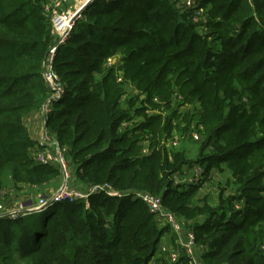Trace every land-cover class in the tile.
I'll return each instance as SVG.
<instances>
[{"label":"trees","instance_id":"obj_1","mask_svg":"<svg viewBox=\"0 0 264 264\" xmlns=\"http://www.w3.org/2000/svg\"><path fill=\"white\" fill-rule=\"evenodd\" d=\"M49 1L0 0V199L10 186L61 177L34 159L40 145L25 125L50 94ZM198 1L204 33L178 0H94L82 11L57 50L65 93L46 124L76 183H108L123 196L100 191L44 216L1 219L0 264H150L168 229L136 191L161 195L195 231L204 264H264V0ZM197 117L204 139L191 158L173 141L191 135ZM197 167L199 181L228 170L219 197L200 195L202 181L175 179ZM179 263L192 264L185 253Z\"/></svg>","mask_w":264,"mask_h":264},{"label":"built area","instance_id":"obj_2","mask_svg":"<svg viewBox=\"0 0 264 264\" xmlns=\"http://www.w3.org/2000/svg\"><path fill=\"white\" fill-rule=\"evenodd\" d=\"M68 0H50L46 4V10L50 15L51 22L55 28V41L46 56L44 62V71L47 79L48 87L50 88V94L47 100L43 103L41 108V115L45 124L44 132L40 138V148L33 153L34 159L41 164H56L61 172L62 183L57 191L53 195L43 196L35 202L31 201L27 205H22L18 209H5V206L1 203L0 199V220L1 219H16L34 212H42L47 208L53 206L56 203L64 202V200H78L81 198H87L92 194H99L100 191H105L107 194L117 197L123 196L120 191L114 190L110 184L89 185L85 189H78L77 177L75 176L69 159H67L63 147L60 142L53 136L52 131L49 130L47 123L48 113L52 109L54 101H58L65 93V88L60 80V76L54 69V62L57 56V50L60 45L64 44L68 38L72 35L71 32L78 19L83 18L82 11L75 13H69L67 10L62 9V5L67 3ZM177 6L181 10H189L192 14V21L198 25L200 29L204 31L207 29V8L200 5L198 0H178ZM112 59H109V63ZM123 77L120 75L118 81H122ZM124 122L123 125H127ZM173 143L178 144V139L174 138ZM51 146L46 150L45 146ZM44 146V147H42ZM45 149V150H44ZM147 150H144L146 152ZM196 178H201L202 174H198L197 168H195ZM199 181V180H196ZM75 184V185H74ZM135 197L141 198L149 207V209L156 214V218L164 222L167 226L168 232L172 236H175V241L180 245L192 264H204L201 260V256L196 253L198 245L196 244V234L191 228L186 227L185 223L179 219L172 211L167 210L163 206V198L159 194L149 193L146 191H136ZM234 207L237 210L242 209L241 202H235ZM264 247V245H263ZM170 248V247H169ZM167 246H163V253L168 256V260L173 264H180L181 255L175 250H170ZM202 253V250H201ZM153 260V259H152ZM153 261L150 262L152 264Z\"/></svg>","mask_w":264,"mask_h":264},{"label":"rangeland","instance_id":"obj_3","mask_svg":"<svg viewBox=\"0 0 264 264\" xmlns=\"http://www.w3.org/2000/svg\"><path fill=\"white\" fill-rule=\"evenodd\" d=\"M197 30L200 31L201 33H204L205 31L203 29H200L199 27H197ZM204 31V32H203ZM114 63V59H112V62L110 64ZM134 88H128V93L132 94V92H134ZM192 109V107H187V108H183L182 111L185 112L186 110H190ZM42 116V115H41ZM198 119H196L195 122H193V126L191 127V132L192 134L190 135V132L181 135L180 133H176L175 132V138L178 139V144L176 145L178 147V149H183L186 151L188 156H191V158H196L197 154H198V150L200 145L202 144V140L204 139L203 134H201L200 131L204 130V126L201 124V120H199V117H197ZM198 124H200L198 126ZM204 170V167H197V172H199L198 174H202L201 172ZM193 173H195L194 171H191ZM189 170L185 171V177L183 179H181L180 177H178V175H176L175 179L178 181H190V182H198L196 180H199V178L195 177V174L191 173ZM211 175H209L208 177L205 176L204 180L201 183V187L199 189V194L202 196H206L209 195L212 198H217L220 195V189H223L226 186V183L228 182L227 179L230 178V173L228 172V170L226 168H215L211 171ZM199 181V182H201ZM218 187V188H217ZM227 195H230L232 190V186L230 184L227 185ZM4 191V190H3ZM3 191H1V195H3ZM234 192V191H233ZM43 197V196H41ZM40 197L35 198V199H31L28 203H30L31 201H37ZM3 202V203H2ZM1 203L5 206L3 198L1 199ZM245 204V202H243V205ZM27 205V204H26ZM24 206V205H23ZM5 209H7L5 207ZM11 209V208H10ZM7 209V210H10ZM48 209H46L47 211ZM46 211H42L39 214L41 216H44V213ZM156 220L158 221L159 225L162 226V228L167 229V226L164 224V222L159 221L157 218ZM175 236H172L171 233H169L168 231L163 235L160 243L158 244L159 246V251H158V255L154 257V259L152 261H154L157 257L162 258L163 261H166L168 263V256H166L163 253V246H167L170 250H175L178 252L179 255H183L184 250L183 248L178 245V243L175 241ZM262 252L264 253V247H261ZM196 253L198 255H201V250L198 249L196 250ZM240 259V258H239ZM241 260V259H240ZM236 262V261H235ZM238 263V262H237Z\"/></svg>","mask_w":264,"mask_h":264},{"label":"crops","instance_id":"obj_4","mask_svg":"<svg viewBox=\"0 0 264 264\" xmlns=\"http://www.w3.org/2000/svg\"><path fill=\"white\" fill-rule=\"evenodd\" d=\"M93 2L94 0H68L67 3L62 5V9L67 10L69 13L84 11V9L91 5ZM51 25L53 41L50 47L54 45V41L56 38L53 23H51ZM25 125L27 126L31 137L38 142L45 129V124L41 116V110H36L26 115ZM44 148L48 150L49 148H51V146L48 145ZM61 183L62 177L59 176L57 179L45 183L44 185H20L18 187L10 186L3 191L2 195L5 207L7 209H18L22 205L28 204L31 199H35L40 196L53 195L60 187ZM75 186L78 189L86 188V185L82 182L77 183Z\"/></svg>","mask_w":264,"mask_h":264},{"label":"water","instance_id":"obj_5","mask_svg":"<svg viewBox=\"0 0 264 264\" xmlns=\"http://www.w3.org/2000/svg\"><path fill=\"white\" fill-rule=\"evenodd\" d=\"M117 60V57L114 58V62Z\"/></svg>","mask_w":264,"mask_h":264}]
</instances>
